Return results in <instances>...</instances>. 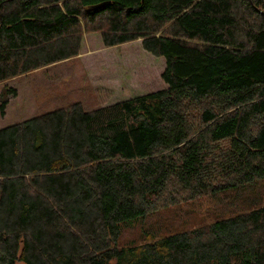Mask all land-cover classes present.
<instances>
[{
	"label": "trees",
	"instance_id": "1",
	"mask_svg": "<svg viewBox=\"0 0 264 264\" xmlns=\"http://www.w3.org/2000/svg\"><path fill=\"white\" fill-rule=\"evenodd\" d=\"M84 31L167 86L0 128V264H264V0H0V81Z\"/></svg>",
	"mask_w": 264,
	"mask_h": 264
},
{
	"label": "rangeland",
	"instance_id": "2",
	"mask_svg": "<svg viewBox=\"0 0 264 264\" xmlns=\"http://www.w3.org/2000/svg\"><path fill=\"white\" fill-rule=\"evenodd\" d=\"M133 43H138L146 54V61L132 62L125 58L127 49L121 50L122 45ZM112 56L115 59H111ZM145 62L155 65L156 72L141 67ZM165 64V57L155 56L143 48L142 39L105 46L100 32L84 31L77 56L0 81V94L5 86L19 90L17 96L10 99L5 113L0 112V128L74 102H82L87 110H92L163 89L167 86L162 78ZM200 200L204 206L201 217L212 219L213 203L208 197H201ZM182 207L191 212L185 224L195 221L192 213L196 211V201L184 202ZM124 237L127 241L140 238V228L126 230Z\"/></svg>",
	"mask_w": 264,
	"mask_h": 264
},
{
	"label": "crops",
	"instance_id": "3",
	"mask_svg": "<svg viewBox=\"0 0 264 264\" xmlns=\"http://www.w3.org/2000/svg\"><path fill=\"white\" fill-rule=\"evenodd\" d=\"M147 51V50H146ZM149 52V51H148ZM151 53V52H150ZM16 88V87H15ZM18 90V89H17ZM19 91V90H18ZM19 93V92H18ZM145 94V93H144ZM115 102H118V101H115ZM115 102H113V103H115ZM109 104H112V103H108L107 105H109ZM105 106V105H104Z\"/></svg>",
	"mask_w": 264,
	"mask_h": 264
},
{
	"label": "water",
	"instance_id": "4",
	"mask_svg": "<svg viewBox=\"0 0 264 264\" xmlns=\"http://www.w3.org/2000/svg\"><path fill=\"white\" fill-rule=\"evenodd\" d=\"M103 4H104V3H102L101 5H103ZM97 6H98V5H97ZM97 6H96V7H97ZM99 6H100V5H99ZM96 7H93V8H96Z\"/></svg>",
	"mask_w": 264,
	"mask_h": 264
}]
</instances>
